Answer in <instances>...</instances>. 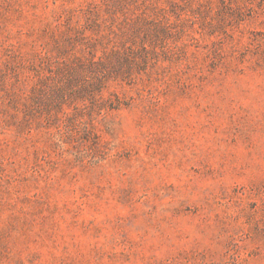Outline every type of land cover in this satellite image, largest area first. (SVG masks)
I'll list each match as a JSON object with an SVG mask.
<instances>
[{
  "label": "rangeland",
  "instance_id": "1",
  "mask_svg": "<svg viewBox=\"0 0 264 264\" xmlns=\"http://www.w3.org/2000/svg\"><path fill=\"white\" fill-rule=\"evenodd\" d=\"M0 264H264V0H0Z\"/></svg>",
  "mask_w": 264,
  "mask_h": 264
}]
</instances>
